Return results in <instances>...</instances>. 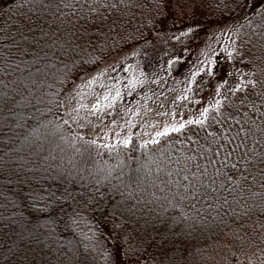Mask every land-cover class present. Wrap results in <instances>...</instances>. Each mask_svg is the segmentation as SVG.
Wrapping results in <instances>:
<instances>
[{
	"label": "trees",
	"instance_id": "16d2710c",
	"mask_svg": "<svg viewBox=\"0 0 264 264\" xmlns=\"http://www.w3.org/2000/svg\"><path fill=\"white\" fill-rule=\"evenodd\" d=\"M256 1L0 0V264H264ZM166 109L163 136L90 132Z\"/></svg>",
	"mask_w": 264,
	"mask_h": 264
},
{
	"label": "rangeland",
	"instance_id": "374dc122",
	"mask_svg": "<svg viewBox=\"0 0 264 264\" xmlns=\"http://www.w3.org/2000/svg\"><path fill=\"white\" fill-rule=\"evenodd\" d=\"M240 2L241 0H234V5L238 7ZM242 2L244 3L243 9L250 7L251 0H242ZM252 5L254 8H264V0H257L256 3H253ZM261 15L263 16L264 20V10L261 12ZM218 25L219 23L215 24V26ZM215 26H212L211 30L216 28ZM223 30H227V27L223 28ZM261 30H264V24L261 26ZM262 37H264V35ZM241 45L245 46L246 44L240 43L234 38L231 40L229 38L228 44L222 52V58L225 61H228L232 59V57L243 55L244 52ZM212 59L213 55L206 57L204 61L206 62L207 60H210V62H212ZM204 61L201 60L200 62L206 66V63H209V61L206 63ZM146 77V73L139 65L128 66L125 72L122 75L120 74V76L114 82H112L110 88L106 89L105 95L102 96V101L109 99L108 97L110 95H112L115 99L121 97L131 90L139 87L141 83L145 82ZM94 104L95 106L93 107L97 108V103L94 102ZM188 111L189 110L183 109L180 110L179 113L173 114L171 110L166 109L160 110V112L157 113L154 112L152 116L146 114L148 112H143L138 116L139 118H134L136 114H132L133 116L130 119L125 118L121 120H115L106 126L100 127L99 125H94L92 129H90V132L100 138H127L134 129H139L142 131L143 137H154L158 132H163L172 126L177 125L185 117H188L190 113Z\"/></svg>",
	"mask_w": 264,
	"mask_h": 264
},
{
	"label": "snow or ice",
	"instance_id": "6c2138e0",
	"mask_svg": "<svg viewBox=\"0 0 264 264\" xmlns=\"http://www.w3.org/2000/svg\"><path fill=\"white\" fill-rule=\"evenodd\" d=\"M194 123H200V121H193ZM181 127H183V125H181ZM172 131H179L180 129L179 128H176V127H173L171 129ZM166 133L165 132H158L157 135L158 136H163L165 135ZM129 141H125V143H128ZM156 141H153V143H155Z\"/></svg>",
	"mask_w": 264,
	"mask_h": 264
}]
</instances>
